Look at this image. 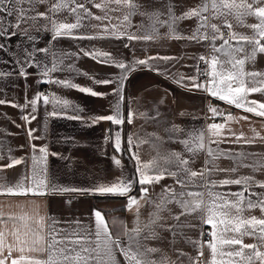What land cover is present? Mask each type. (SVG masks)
<instances>
[{
  "label": "crops",
  "instance_id": "0c3cea01",
  "mask_svg": "<svg viewBox=\"0 0 264 264\" xmlns=\"http://www.w3.org/2000/svg\"><path fill=\"white\" fill-rule=\"evenodd\" d=\"M0 264H264V0H0Z\"/></svg>",
  "mask_w": 264,
  "mask_h": 264
},
{
  "label": "built area",
  "instance_id": "2783aa9c",
  "mask_svg": "<svg viewBox=\"0 0 264 264\" xmlns=\"http://www.w3.org/2000/svg\"><path fill=\"white\" fill-rule=\"evenodd\" d=\"M207 74H208L207 61L204 60V61L201 62V75H202L203 78H205L207 76ZM46 93H47L46 90H42L41 91L42 95H45ZM224 118H225V116L221 115L220 120H222Z\"/></svg>",
  "mask_w": 264,
  "mask_h": 264
}]
</instances>
